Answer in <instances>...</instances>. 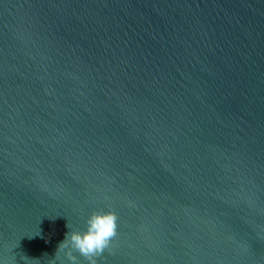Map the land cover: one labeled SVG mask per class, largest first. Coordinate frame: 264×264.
<instances>
[{"label":"water","instance_id":"water-1","mask_svg":"<svg viewBox=\"0 0 264 264\" xmlns=\"http://www.w3.org/2000/svg\"><path fill=\"white\" fill-rule=\"evenodd\" d=\"M94 211L98 264H264V0H0V264Z\"/></svg>","mask_w":264,"mask_h":264},{"label":"clouds","instance_id":"clouds-1","mask_svg":"<svg viewBox=\"0 0 264 264\" xmlns=\"http://www.w3.org/2000/svg\"><path fill=\"white\" fill-rule=\"evenodd\" d=\"M67 227L69 228V224ZM117 234L116 213L94 211L86 219V229L67 232L65 239L58 245L57 252L62 251L71 264H80L78 257H82L86 264H98V259L110 248Z\"/></svg>","mask_w":264,"mask_h":264}]
</instances>
